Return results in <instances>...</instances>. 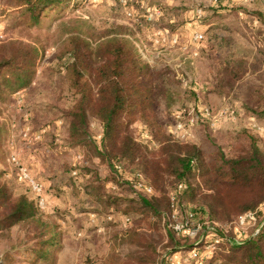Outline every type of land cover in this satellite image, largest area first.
I'll return each mask as SVG.
<instances>
[{"label": "rangeland", "instance_id": "374dc122", "mask_svg": "<svg viewBox=\"0 0 264 264\" xmlns=\"http://www.w3.org/2000/svg\"><path fill=\"white\" fill-rule=\"evenodd\" d=\"M159 5L166 14L147 21L145 14L151 11V7L158 8ZM203 5L206 8L209 4L203 0H61L33 20L20 16L11 8L10 0H0V44L16 41L38 50L29 83L8 91L5 98L0 99V183L6 186V192L10 195L8 200L1 198L0 211L16 197L24 196L33 210L50 217L46 220L56 221L63 234L61 248L55 254V264H114L116 260L144 264L137 259L142 249L138 243L132 240L127 242L123 238L129 230L137 231L152 243L155 254L152 264H200L207 257L206 254L213 253L209 245L213 243L212 239L219 236L221 228H227V232L232 230L237 239L249 234L257 221L263 219L264 214L258 213L259 217L254 222L239 223L236 219L227 224H221L219 220L213 222L218 225L206 222L196 239L181 235L188 237L185 244L180 240L187 247L185 250L178 249L175 241L179 235L165 228L160 215L149 213L146 218L140 219L134 210H129L128 214L101 208L99 212L95 211L91 207L94 204L83 191L88 177L96 172L101 179L108 178L105 189L114 193L121 187L118 188L111 178L123 183L125 175L114 166L119 163L114 161L112 167L89 153L87 146L85 149L70 146L65 140L68 134L64 112L77 97L70 90L67 74V65L73 61L68 52L70 40L78 35L86 38L93 48L95 38L108 32H120L118 34L132 42L140 58L154 74L157 84L155 117L171 138L176 141V138H180L173 133L180 110L187 112L197 104L216 107V110L225 102V105L236 109L234 120L220 123L217 127L206 124V128L200 124L193 126L189 132L187 142L199 145L205 161L203 163L211 162L218 147L230 153L234 134L241 129L254 134L258 147L264 151V131L261 134L255 131L249 125L248 116H243L241 110V102L251 90L260 88L264 91V59L253 56L260 50L247 40L248 36L238 33H233L228 44L223 42L216 47L222 55L230 52L242 56L246 71L230 90L232 95H224L226 100H222L223 96L207 97L202 87L207 86L210 71L201 56L193 55L200 48L193 43L201 41L192 40L184 27L177 25V29L173 30L168 26L169 19H173L174 24H182L186 18H190L184 17V12ZM243 5L264 11V0H247ZM207 18L210 16L206 15ZM213 32H208L206 37L229 34L223 28L216 29L217 33ZM174 38L176 42L172 41ZM189 39L191 44L187 42ZM87 120V139L100 142V121L91 114H88ZM260 121L264 127V120ZM129 128L135 142L148 151H155L157 143L146 125L136 120ZM12 156L17 161L14 164L22 165L32 178L43 184L45 207L35 205L26 181L19 177L17 166L11 162ZM132 171L130 168L127 170L128 173ZM171 181V178H167L165 182L167 198L173 191ZM199 182L200 191L196 198L202 201L198 194L210 189L201 179ZM121 185L127 187L126 184ZM153 194L158 198L161 193L155 188ZM124 195L132 198L133 193L129 190ZM182 197L186 208L195 204L192 195L183 194ZM160 203L163 204L164 200H160ZM56 210L60 211L58 215ZM126 217L129 221L124 224ZM31 230L30 222L0 223V264H39L40 260L33 263L34 257L26 250L33 244L27 236ZM202 234L207 238L200 240ZM190 240L193 243L196 240L197 245L191 247Z\"/></svg>", "mask_w": 264, "mask_h": 264}, {"label": "trees", "instance_id": "16d2710c", "mask_svg": "<svg viewBox=\"0 0 264 264\" xmlns=\"http://www.w3.org/2000/svg\"><path fill=\"white\" fill-rule=\"evenodd\" d=\"M10 1L11 8L20 16L37 20L41 13L61 0ZM249 13L251 19L256 20L252 32L263 42L261 50L264 54V11L254 8ZM118 33L108 32L95 38L96 45L93 48L86 38L78 35L70 40L68 52L73 61L67 65V74L70 90L77 97L64 112L68 134L65 140L70 146L84 149L87 146L89 153L112 167L114 161L119 163L124 174L128 173V168L133 169L132 173H140L161 194L155 198L154 194L133 190L126 179L122 183L114 177L111 179L121 188L110 193L109 189H105L108 178L101 179L93 172L83 186L84 193L94 204L91 207L97 212L100 208L127 214L129 210H134L140 219L153 213L162 219V213L171 210L170 194L167 198L164 189L166 179L171 178L172 190L178 182L188 185L187 189L176 193V205L180 218L189 223L203 225L219 220L221 224H227L256 208L259 215L264 214V207H259L264 203V151L258 147L257 137L249 130H239L234 134L230 153L218 147L211 162L204 164L198 144L174 140L157 122L154 112L157 96L154 74L140 58L132 42ZM202 55L210 71L205 89L207 97L223 96L233 89L246 71L242 56L222 55L214 43L209 44ZM37 56L36 47L26 43L7 41L0 44V99H4L8 91L29 83ZM210 107L213 110L216 108ZM241 110L243 116L264 120V91L260 88L251 90L243 98ZM88 114L102 125L100 142L90 141L86 137ZM136 120L151 130L158 146L155 151H148L134 141L129 126ZM201 124L208 128L206 123ZM200 179L210 189L198 194L202 201L196 198L200 191ZM6 189L0 183V201L1 198H10ZM129 190L133 193L132 198L124 195ZM183 194L192 195L195 204L186 208ZM160 200H164V203L161 204ZM59 212L56 210L55 213L58 215ZM48 217L39 210H33L24 196L16 197L0 211V223L30 222L32 230L27 236L33 244L26 246V250L34 257L33 263L40 260L39 264H55V254L62 245L63 232L56 221L46 220ZM164 226L170 233L176 234L170 227ZM218 233L221 240L216 243L213 253L200 264H264V217L243 237L236 239L232 230L226 233L219 230ZM123 238L127 242L136 241L142 248L137 258L140 262H154L152 243L147 242L137 231L129 230ZM177 238L179 240L175 241V247L185 250L187 246H183L181 241L185 244L188 237L179 235ZM197 243L195 240L190 246H196ZM113 263L128 264L123 260Z\"/></svg>", "mask_w": 264, "mask_h": 264}, {"label": "built area", "instance_id": "2783aa9c", "mask_svg": "<svg viewBox=\"0 0 264 264\" xmlns=\"http://www.w3.org/2000/svg\"><path fill=\"white\" fill-rule=\"evenodd\" d=\"M252 1V0H249ZM159 15V10H151L148 11L145 14V19L147 21H153L154 18ZM168 31V30H164ZM203 39V34L200 32H195L192 36V40L196 42H200ZM164 40V39H163ZM173 42H176V38L172 40ZM193 55H197V52H194ZM236 117V111L234 108L228 105H221L218 109L213 110L209 105H194V107H191L187 112L180 110V112L176 115V123H175V130L174 134L176 138L179 141H188L190 138L189 132L193 126H198L201 123H206L211 127H217L220 123H224L226 121L234 120ZM249 125L258 133L261 134V131L263 130L262 125H260L253 117H250L248 119ZM149 139V138H148ZM11 162L17 163L16 159L12 156ZM18 168V175L21 177L23 181H26L27 187L29 188V191L33 194V199L35 205L39 208L45 207V198L43 194V184L32 178L26 170L23 168L20 164H14ZM119 171L121 170L120 165H114ZM125 175V179L130 183V186L133 190L136 191H142L148 194H153L155 192V189L150 185L143 176L138 173H122ZM187 183L186 182H178L174 190L170 193V202H171V210L169 212L162 213V220L163 223L170 227L177 235H185L190 238H196L199 236L200 232L203 230L202 225L200 223H189L187 220H182L180 218V215L178 213L177 205H176V197L177 192H181L185 189H187ZM259 207H264V203L261 204ZM258 208L255 210L248 211L236 218V220L239 221V223H244L245 221L248 222H254L258 218ZM250 220V221H249ZM129 221V218H124V224H127ZM214 225H218L216 223H213ZM223 233L227 232V228L220 229ZM207 236L205 234H202L200 236V240ZM213 243L209 245L210 252L211 250L215 249L216 243L221 240L220 235L217 238L212 239ZM205 256H210V253L206 254ZM184 264V263H182Z\"/></svg>", "mask_w": 264, "mask_h": 264}, {"label": "crops", "instance_id": "0c3cea01", "mask_svg": "<svg viewBox=\"0 0 264 264\" xmlns=\"http://www.w3.org/2000/svg\"><path fill=\"white\" fill-rule=\"evenodd\" d=\"M203 1L208 2L209 4L208 6H206V8H203L204 5L202 7L201 6L193 7L187 10L186 12H184L183 14L184 17L187 16L190 18H186L187 20L185 19V21L182 24H180L179 22L177 24H174V20L169 19V25H168L170 29H173V30L177 29L176 27L177 25H179L180 27H184V29L187 30L188 33H190V36H193L195 32H200L203 34V39L201 40L200 43L198 44L193 43L194 45H197L200 47L198 51L195 50L197 52V57L201 56L202 59H204L202 55V51L205 48H207L209 44L214 43L216 47L218 46L220 47L221 46L220 44H222L223 42L224 44H228V42L233 37V33H238V34H243V35L248 36L247 40H249V42H252L255 49L260 50L259 51L260 53H257L255 55L253 54V56L256 59L258 58H260V60L264 59V54L262 53V50H261L263 48V43L260 40V37L255 35L252 32L253 27L256 26V20L254 18L251 19L249 12L253 10L254 8H250L248 6L243 5V3H245V1L247 0H203ZM161 8L162 6L159 5L158 8L156 6L151 7L150 10L158 9L159 15L166 14V12H164L165 10ZM206 15H209L210 18L205 19ZM193 19H196V20H193ZM246 20L247 21L249 20L247 24L245 23ZM242 21H244V23H242ZM219 28L226 29L229 34L227 36H220L218 34H212L210 38L206 37L208 32L214 31L213 33H217L216 29H219ZM262 36L264 37V31L262 32ZM187 42L191 44L190 39L187 40ZM219 53L221 54L220 50H219ZM225 55L238 56L235 53L231 54L230 52H227ZM257 55H259V57ZM246 56H248V54H246ZM253 56L251 55V58ZM206 85H207V82H206ZM202 89L204 92L206 89V86L202 87ZM226 94L232 95V92L228 91L224 95ZM224 95L222 97V100L225 99ZM224 104L226 103L225 102L223 104L221 103V105H224ZM250 117H253L260 125H262L261 121L257 119L255 116H248L247 119H249ZM263 131H264V127H263ZM151 142L153 143L154 141L151 140Z\"/></svg>", "mask_w": 264, "mask_h": 264}]
</instances>
